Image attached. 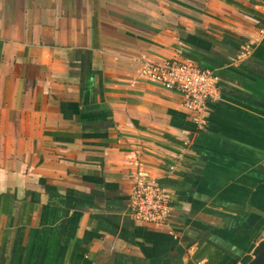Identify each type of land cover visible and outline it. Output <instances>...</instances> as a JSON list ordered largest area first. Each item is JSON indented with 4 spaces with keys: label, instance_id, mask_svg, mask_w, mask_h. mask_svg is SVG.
<instances>
[{
    "label": "crops",
    "instance_id": "crops-1",
    "mask_svg": "<svg viewBox=\"0 0 264 264\" xmlns=\"http://www.w3.org/2000/svg\"><path fill=\"white\" fill-rule=\"evenodd\" d=\"M189 56L220 78L200 131L131 84ZM138 167L170 229L128 214ZM262 237L264 0H0V264H243Z\"/></svg>",
    "mask_w": 264,
    "mask_h": 264
},
{
    "label": "built area",
    "instance_id": "built-area-1",
    "mask_svg": "<svg viewBox=\"0 0 264 264\" xmlns=\"http://www.w3.org/2000/svg\"><path fill=\"white\" fill-rule=\"evenodd\" d=\"M244 54L240 52L239 57ZM139 82L155 84L178 93L181 107L196 131L203 130L207 124L210 112L208 103L219 98L218 74L199 67L187 58L142 61L131 84ZM177 165L169 164L167 174H173ZM129 181L128 214L138 223L170 229L174 204L173 195L165 184L139 167L129 175Z\"/></svg>",
    "mask_w": 264,
    "mask_h": 264
},
{
    "label": "water",
    "instance_id": "water-1",
    "mask_svg": "<svg viewBox=\"0 0 264 264\" xmlns=\"http://www.w3.org/2000/svg\"><path fill=\"white\" fill-rule=\"evenodd\" d=\"M243 264H264V237L252 249L250 258Z\"/></svg>",
    "mask_w": 264,
    "mask_h": 264
},
{
    "label": "trees",
    "instance_id": "trees-1",
    "mask_svg": "<svg viewBox=\"0 0 264 264\" xmlns=\"http://www.w3.org/2000/svg\"><path fill=\"white\" fill-rule=\"evenodd\" d=\"M190 57V58H189ZM188 59L193 60L194 58L192 56H189ZM198 65V64H197ZM199 67L203 68L202 66L198 65Z\"/></svg>",
    "mask_w": 264,
    "mask_h": 264
}]
</instances>
